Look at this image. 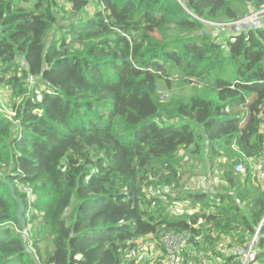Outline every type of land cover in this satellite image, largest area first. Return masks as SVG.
Wrapping results in <instances>:
<instances>
[{"label":"trees","instance_id":"trees-1","mask_svg":"<svg viewBox=\"0 0 264 264\" xmlns=\"http://www.w3.org/2000/svg\"><path fill=\"white\" fill-rule=\"evenodd\" d=\"M30 1L0 0V264H152L163 229L192 231L184 264H238L225 247L264 220L243 161L264 149V26L221 23L264 0Z\"/></svg>","mask_w":264,"mask_h":264},{"label":"built area","instance_id":"built-area-1","mask_svg":"<svg viewBox=\"0 0 264 264\" xmlns=\"http://www.w3.org/2000/svg\"><path fill=\"white\" fill-rule=\"evenodd\" d=\"M99 1H101L103 4L102 0ZM102 11H104V5ZM227 25L234 26L238 31L247 27L260 28L264 26V4L256 9L251 7L250 13L248 15L241 17L236 21L227 23ZM7 96L4 97V93L1 95L0 112L5 114L7 118L12 119L16 115V113L13 111L11 105V111H8L6 113L2 110L5 107V103L8 104ZM15 123H19L18 120ZM242 160H239V162L235 164V171L243 172L245 170L243 161L249 162L250 166L254 169L256 175L258 176L259 183L264 185V150L263 155L256 162H253L251 159H247V157H245V160ZM15 182H17L22 192L28 194L29 203L31 204V202L35 200L33 197V188L29 186H23L24 184L20 183L18 179H16ZM263 222L264 220L256 228L254 235L248 242L244 243L243 245H233L228 248L225 247L224 251L227 254H234L235 256H237L238 264H258L257 256L261 251L259 249V242ZM29 227L23 230V233H25L26 235L28 234ZM192 237L193 233L191 230H161L159 232V235L157 236V240L155 243H160L165 248V253L162 252V254L165 255L163 264H184L182 251L186 247V245L189 244Z\"/></svg>","mask_w":264,"mask_h":264},{"label":"rangeland","instance_id":"rangeland-1","mask_svg":"<svg viewBox=\"0 0 264 264\" xmlns=\"http://www.w3.org/2000/svg\"><path fill=\"white\" fill-rule=\"evenodd\" d=\"M35 2V0H31L30 1V4H28L27 5V7H32V5H33V3ZM95 3H96V9L98 10V11H100V10H102V8H103V4H102V2L101 1H99V0H96L95 1ZM66 6H67V9H70V6L68 5V4H66ZM251 8V7H250ZM252 10V9H251ZM93 11L94 10H88L87 12L89 13H87L88 15H92L93 14ZM248 15V14H247ZM204 22H210V21H204ZM20 60V62H22V63H24V61H23V59L22 58H20L19 59ZM232 72H233V67H232V65L231 64H228V65H226L225 66V68H224V70H222V71H214L213 73H212V75L213 76H215V75H219V76H222L223 78H226V79H228V78H230V79H233L232 77H233V75H232ZM179 74L178 73H171V75H170V78L172 79V80H178L179 79ZM177 88V87H176ZM160 93H162V94H169V95H172V93H173V91H168L167 89H166V86H165V84H161V86H160ZM4 112H8V111H11V109H10V105H8V104H6L5 103V107L2 109ZM263 127H264V125H263ZM198 170V172H204L205 171V169L204 168H200V169H197ZM196 170V171H197ZM218 174H222L223 173V169H219V171L217 172ZM210 180L211 179H209L208 180V182L210 183ZM23 186H29V187H31L32 188V186L30 185V184H24ZM33 197H34V199L36 200L37 199V197H38V195L36 194V192H34V195H33ZM199 208V207H198ZM30 211V210H29ZM28 211V212H29ZM29 214V213H28ZM200 241L201 242H203V238H200ZM44 247H47L48 246V242H44L43 244H42ZM146 245H151V246H154V245H156V243H154V244H152L151 242H148L147 244H144V247L143 248H141L142 249V251L144 250L145 252H146ZM30 246L32 247V243H30ZM160 249H159V247H157V245H156V249H152V252H150V255L148 256V258L150 259V262H152V264H155L154 263V259H157L158 258V254H162V252H158ZM155 252V253H154ZM139 254V253H138ZM205 256V258H206V260L208 261V262H210L209 261V259H208V257H209V254H205L204 255ZM204 257H201V259L203 260V262H205V260L203 259ZM219 262V261H218ZM209 264V263H208ZM211 264V263H210Z\"/></svg>","mask_w":264,"mask_h":264},{"label":"water","instance_id":"water-1","mask_svg":"<svg viewBox=\"0 0 264 264\" xmlns=\"http://www.w3.org/2000/svg\"><path fill=\"white\" fill-rule=\"evenodd\" d=\"M224 23H228V22H224ZM9 186H10L12 195L16 198L18 202V209L16 212V216L20 220L21 225H25L26 221H25V217L23 216L25 207H24L23 200L15 194V187L11 183H9Z\"/></svg>","mask_w":264,"mask_h":264},{"label":"clouds","instance_id":"clouds-1","mask_svg":"<svg viewBox=\"0 0 264 264\" xmlns=\"http://www.w3.org/2000/svg\"><path fill=\"white\" fill-rule=\"evenodd\" d=\"M96 1V0H95ZM103 1V0H102ZM103 5H104V2H103ZM88 8H95V6H94V2H92V5L90 6V7H88ZM100 11H102V10H100ZM231 22H233V21H231ZM228 23H230V22H228ZM218 24H220V23H218ZM221 24H227V23H221ZM18 124H20V123H18ZM16 179H18V178H15V180ZM13 185V184H12ZM14 186V185H13ZM15 187V186H14Z\"/></svg>","mask_w":264,"mask_h":264},{"label":"bare ground","instance_id":"bare-ground-1","mask_svg":"<svg viewBox=\"0 0 264 264\" xmlns=\"http://www.w3.org/2000/svg\"><path fill=\"white\" fill-rule=\"evenodd\" d=\"M18 122H19V120H18ZM264 150V149H263ZM30 212V211H29ZM29 212H27V214L29 213ZM24 213H25V209H24ZM25 221H26V219H25ZM26 224V223H25Z\"/></svg>","mask_w":264,"mask_h":264}]
</instances>
